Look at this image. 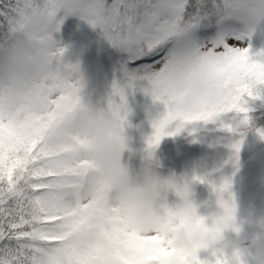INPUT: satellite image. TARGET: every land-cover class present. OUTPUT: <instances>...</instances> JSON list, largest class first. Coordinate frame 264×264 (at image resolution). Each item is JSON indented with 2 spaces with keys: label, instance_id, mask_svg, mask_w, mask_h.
<instances>
[{
  "label": "snow or ice",
  "instance_id": "obj_1",
  "mask_svg": "<svg viewBox=\"0 0 264 264\" xmlns=\"http://www.w3.org/2000/svg\"><path fill=\"white\" fill-rule=\"evenodd\" d=\"M70 14L127 53L123 78L112 80L106 98L118 123H127L126 97L136 87L164 105L150 117L148 157L164 136L212 122L230 149L224 163L238 168L251 125L248 98L264 85V49L245 45L264 20V0H0V264H247V249L201 259L171 244L169 224L195 205L165 204L145 235L126 203L98 180L89 141L73 135L67 119L83 97L84 78L53 33ZM49 75L54 91L37 84ZM257 132L264 137V129ZM192 179L210 185L222 219H231V177ZM176 195H189L188 182Z\"/></svg>",
  "mask_w": 264,
  "mask_h": 264
},
{
  "label": "rangeland",
  "instance_id": "obj_2",
  "mask_svg": "<svg viewBox=\"0 0 264 264\" xmlns=\"http://www.w3.org/2000/svg\"><path fill=\"white\" fill-rule=\"evenodd\" d=\"M59 14L63 15V12ZM101 34L99 28H94L79 16L70 14L64 17L59 32L53 33V36L66 46L64 60L72 63L79 62L80 64L84 78L83 98L97 106L106 107V98L111 90L112 80L123 78L121 67L127 61V53L119 54V49L107 48V41H96ZM196 36L198 39L203 38L201 30H197ZM229 43H234V41H229ZM248 44L251 45L250 51L253 53L264 49V20L256 25L251 37L245 39V45ZM128 66L134 67L131 64ZM140 83L145 87L148 86L147 81ZM126 98L130 111L125 130L130 137V150L124 152L122 162L128 165L131 172L135 173L143 162L146 137L152 132L150 117L154 118L162 112L164 105L159 101H153L152 97L140 87L129 90ZM211 125L216 128L212 122L209 124L201 122L196 126L197 130L192 132L193 125L188 124L175 135L164 136L153 153L154 158L159 161L158 171L162 175H173L178 181L189 182L190 199L197 211L202 214L218 207L216 196L208 183L193 180L192 177L210 173L213 179H218L221 175H226L231 177L233 185L235 172L238 170L231 163H224L228 159L230 149L220 141L218 129H216L217 132L213 134L214 138L212 139L199 137ZM223 164L225 170H221ZM231 191L236 202L242 208L241 203H246L247 197L242 194L236 197L233 189ZM179 200L180 197L174 193H169L166 203L174 207ZM250 212L253 220L245 223L239 232V235L244 238L245 244H250L251 237L258 229L254 218L264 216V213L258 209ZM206 223H210V221H206ZM227 234L235 235L236 233L229 231ZM200 252H197L198 257L200 254L210 251ZM244 259L247 264H250L249 255H246Z\"/></svg>",
  "mask_w": 264,
  "mask_h": 264
},
{
  "label": "clouds",
  "instance_id": "obj_3",
  "mask_svg": "<svg viewBox=\"0 0 264 264\" xmlns=\"http://www.w3.org/2000/svg\"><path fill=\"white\" fill-rule=\"evenodd\" d=\"M37 84L48 91H54L56 86L51 75ZM67 119L71 122L72 134L89 141L88 155L98 180L110 185L115 196L126 203L135 228L150 235L163 214L169 193L176 195L177 186L187 181L162 175L158 171L159 161L153 155H144L139 170L131 172L122 162L124 152L130 150V137L125 126L118 123L105 107L82 97L69 109ZM188 187L190 193L189 182ZM189 204L193 201L188 195L180 198L174 207L179 210ZM224 216V210L219 206L203 214L195 206L193 211L169 224L167 238L175 248L188 252L210 251L223 255L247 249L250 264H264V216L254 218L258 230L251 237L250 244H245L239 232L245 223L253 220L251 212L242 210L236 202L231 219L224 220ZM229 231L236 234L228 235Z\"/></svg>",
  "mask_w": 264,
  "mask_h": 264
},
{
  "label": "trees",
  "instance_id": "obj_4",
  "mask_svg": "<svg viewBox=\"0 0 264 264\" xmlns=\"http://www.w3.org/2000/svg\"><path fill=\"white\" fill-rule=\"evenodd\" d=\"M3 2H6V0H3ZM102 40L107 41L101 34L96 41L102 42ZM106 46L107 48H115L108 41L106 42ZM118 53L123 54L124 52L118 50ZM258 87L259 96L248 98L251 125L243 134V143L239 152L238 170L235 172V182L231 189H233L236 197L239 194L247 197L246 203H241L242 210L253 211L254 209H258L261 213H264V137H261L257 132V129H264V85H259ZM213 128L214 125H211L207 129L208 131L206 130L199 137L214 138L213 134L217 132V128ZM220 136H218L219 139ZM236 138L239 139V136ZM221 170H225L224 164ZM199 257L201 259L211 258L210 252H204Z\"/></svg>",
  "mask_w": 264,
  "mask_h": 264
}]
</instances>
